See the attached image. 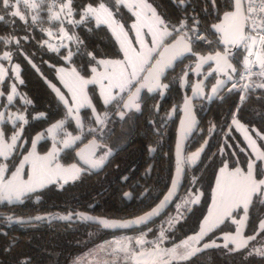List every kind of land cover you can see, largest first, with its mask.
<instances>
[{
	"label": "trees",
	"instance_id": "16d2710c",
	"mask_svg": "<svg viewBox=\"0 0 264 264\" xmlns=\"http://www.w3.org/2000/svg\"><path fill=\"white\" fill-rule=\"evenodd\" d=\"M61 1H38L37 14L33 13L30 7L25 6L26 8L23 9L25 19L21 20L11 14L16 7L13 0H10V4L13 5L10 8H5L0 0V16H4V19L0 20V49L9 53L18 68L20 76L18 89L24 101L20 105L15 104L18 106L17 111L22 113L25 119L20 136L24 144L28 143L33 133L44 131L45 126L63 116V108L48 89L45 80L52 78L54 66L63 63L61 57L66 49L60 48L57 52H53L44 47L43 30L47 26L49 30L62 26L68 32L71 53L68 64L81 76L89 74L90 68L96 64L97 59H113L120 55L107 29L103 25L95 24L90 17H84L76 23L50 18L46 3L50 2L54 9L55 4L60 5ZM145 1L154 8L158 19L165 21L167 31L172 34L163 42L170 40L179 31L189 34L186 20L174 14L165 0ZM100 3L107 5L115 18L127 27L131 15L115 0H71L72 18L78 19L86 5L94 6ZM16 10L18 11L19 8L16 7ZM33 17L36 19L33 20ZM182 23L183 27H181ZM198 32L208 34L207 27H200ZM193 45L201 44L192 42L191 46ZM257 50L262 53L264 60V45L260 43ZM237 56L235 67L239 72L244 56L242 48ZM263 83L264 80L259 76H252L243 86L231 87L221 92L209 106L208 114L215 126L214 134L208 137L200 160L183 175L178 195L160 217L146 226L116 232L102 231L96 226L84 223L69 225L61 222L49 224L36 222L27 227L7 225L2 219V216L9 214L13 217H31L53 211L64 212L73 208H77L80 212L88 211L94 216L112 219L129 218L140 213L144 208L139 211H124L121 206L122 178L129 176L124 171L131 166V156L125 154L110 161L100 173L91 174L83 171L72 181L47 185L25 195L17 203H0V264H81L83 256L92 257L90 253L98 247L106 249L108 241L120 234H140L143 245L139 251L148 252L152 244L153 247L158 245L160 248L169 247L194 233L206 210L216 170L225 162L229 167L244 169L250 158L242 138L229 125V120L233 118L254 137L258 133L255 141L264 154V88L259 86ZM88 94L99 114L105 113V118L101 129L94 128L92 120L86 116V110H82L84 138L92 132L105 135L110 128H116L115 132H117L119 130L117 121L112 117L116 101L112 100L107 106H102L91 86L88 87ZM67 122L69 123V120H65V125L69 127ZM91 126L92 131H89L87 127ZM259 135H262L263 139ZM114 138L117 139L116 135ZM46 141V139L41 140L38 144L39 149L46 148ZM73 149L74 147L64 148L59 153V162L62 164L74 162ZM254 171L260 172L258 162L254 164ZM159 176L157 181L160 187H155L160 189L156 198L162 194L168 180L167 175L161 173ZM189 192L199 193L198 203L189 206L187 203H182L178 206ZM88 207L90 208L87 209ZM263 218L264 198L254 194L245 210L242 236L246 238L254 236L255 239H248L242 249L235 250L229 245L224 247L220 242L219 233L232 230V224L224 220L205 237L206 240L213 241L214 246L202 248L200 252L194 253L186 260H168L167 264H264V256L256 254L257 249L264 252V230L259 228ZM108 254L102 252L93 256L94 259L108 264L106 261ZM114 258L112 264L125 263L118 255ZM94 259L84 261L82 264H95ZM161 262L158 261V264Z\"/></svg>",
	"mask_w": 264,
	"mask_h": 264
},
{
	"label": "rangeland",
	"instance_id": "374dc122",
	"mask_svg": "<svg viewBox=\"0 0 264 264\" xmlns=\"http://www.w3.org/2000/svg\"><path fill=\"white\" fill-rule=\"evenodd\" d=\"M38 1L40 0H32V2H35L37 6ZM115 1L118 2V0ZM65 3H68V0H62L61 3H59V8L61 9V12H59L58 10L55 11V9H53V5L50 4V2H47V11L49 12L50 18H52L53 15H58L61 21H65L66 23H76L78 20L84 17H90L95 24L103 25L107 29L113 41L115 42L120 55L118 58L113 59H97L96 64L90 68L89 74L87 76H81L74 70L73 67L68 64V58L71 54L68 45V32L62 26H58L55 30H49V27L47 26L43 30L45 37L42 40V44L44 47H46L47 50L53 52H57L60 48L66 49L65 54L61 57L63 63L54 66L52 70V78L45 80V82L48 81L49 84H53L56 91H58L64 97L65 103H61L63 108V116L55 119L53 122L45 126L44 131L33 133L30 136L28 143L24 144L23 140L20 139V136L22 132V125L25 122V119L22 113L17 111L18 106L15 104L17 103L20 105L24 101V98L18 89V84L20 83L18 68L16 67L15 62L11 60L10 55V58H4V53L7 51L0 49V134H2V136H0V150L4 152V154H0V203H17L25 195L33 193L47 185L69 182L77 177V174L81 171V167L78 164L76 165L75 161L62 164L59 162L58 156L64 148L75 147L76 141L78 142L76 137L80 136L78 134L80 128L82 131H85L82 121L83 116L81 115L82 110H86V116H89V118L92 120L94 128L96 127L101 129L103 127L102 124L103 119L105 118V113L99 114V111H97L94 107L88 94V87H93L95 93L96 89L94 85H96L98 88H104L113 91L114 89L112 85L123 83V78L120 77V73L126 68L127 65L125 53L127 52L129 57H134L135 53L138 52L146 53L149 49L156 47L158 44L157 38L160 32L164 30V26L158 24L157 15H153V13H155L154 8L145 0H119L118 3H120L126 10H129L128 12L131 15V20L128 22L127 27H124V25L115 18L113 12L107 5L104 6L109 12L112 13V16L111 20H108V22L105 23L98 22L97 16L95 14L86 13L85 10L89 7V5H86L81 10L78 19H73L72 14H68L67 8L62 10V5ZM13 4L19 8L18 11L21 13V15L25 16L23 9L26 7L23 0H20L19 3L17 0H13ZM100 4L94 5L92 7L99 9ZM145 5H148L149 7H146ZM16 7H14L13 11H17ZM36 8H31L35 14H37ZM101 19L107 20L108 18L102 13ZM112 21H115V23H112ZM121 28L123 29L122 32ZM49 33L51 34L49 35ZM247 36L251 35L247 34ZM5 44L7 45L8 41ZM249 48H251V54H249ZM242 50L244 52V56L242 57L241 65H248L250 62H252L253 66L259 68L260 72L264 70L260 66L261 61L263 60V55L255 48V45L252 44L251 40L243 42ZM152 53H154V51ZM152 53L151 56L153 55ZM153 56L150 57L147 63L153 58ZM113 61H120L121 63L119 65L106 63ZM145 65L146 64H144L143 69L145 68ZM55 67L61 68L60 73L59 71H56V74L54 73ZM93 69H95V71H93ZM131 71V68H127V72L129 74ZM53 74H55V80L53 79ZM71 74L72 76L76 77L73 78ZM106 74L112 77L111 84L109 79L104 78ZM139 76L140 74L135 78V80H137ZM259 77L264 80V76L259 75ZM135 80L131 81V83L128 84V86L123 91L114 94L112 100L113 102L116 101V104L114 105L115 109L117 108L119 100L124 94L127 93L128 89ZM84 81L92 82L84 83ZM4 87L6 88L4 89ZM82 88L85 92L84 96L88 97L89 99V108H85V104L78 98ZM62 90L67 91L70 97H72L71 90L73 94H77L76 109L72 110V108H70L72 105L67 102V98L65 97V94ZM9 96L12 97L11 100L8 99ZM101 98L104 102L107 99L102 94ZM75 102L76 100H72V104ZM64 119L69 120V123L67 122L69 127L65 125ZM73 120H77L76 126H74L75 123ZM229 122V125L242 138V142L245 145L246 151L250 158L246 162L244 169L239 167H229L225 162L216 170L214 181L209 193V200L206 210L198 224L197 230L194 233L186 236L179 243L169 247L160 248L159 245L153 247L152 244L148 252L139 251V249H142L143 245V243H137L138 240H142V236L140 234H120L112 237L108 243L106 242L108 245L106 249L100 247L96 248L95 251L90 253L92 257L83 256L81 258L82 262L80 263L82 264L84 261H90L91 259L95 258L93 254H101L102 252L103 254H106L107 252L109 253L108 259H105L108 264L114 263V257L117 255L120 257L121 261H125L124 264H158V261L161 262L162 260H176L179 258H173V256L169 253V250L176 249L178 257L179 255H183L192 251L193 248L202 249L205 248L204 245H213L214 242L206 240L205 237L224 220H228L232 224V230L219 233V238L222 245L227 243V245L236 249L237 244H244L245 241L248 242V238L242 236L246 209L240 195L236 194L232 199L222 200L219 195L217 182L218 179L222 178L223 175H226V173H234L236 169H240L242 172L247 173L250 164H252L253 179L256 181H264V159L259 158L261 157L262 152L255 141V137L258 138V133L254 137L248 130H246V128L238 124L233 118L230 119ZM55 125L60 126L54 127ZM87 129L92 131V126L87 127ZM13 136L16 137L15 141L12 140ZM259 136L263 139L262 135ZM43 139L47 140L46 148L39 149L38 144ZM66 141L68 142L67 147L65 146ZM4 145H10L11 147L3 148ZM26 157L27 160L25 159ZM37 158L40 159L37 160ZM49 161H51V163H49ZM256 162H258L260 165V172L254 171V164ZM40 165L43 166L42 171L38 170V166ZM73 166H75V169H73ZM222 169H226V173L222 174ZM76 170H79L78 173ZM9 181H12L14 185H17L20 188L27 186L32 188V190H24L22 194L19 195V199H16L14 196L9 198V189L6 187ZM262 188H264V186H262ZM258 195L264 198V193H260ZM199 196L200 195L198 192H189L186 196H184L182 202H180L178 206L182 203H187L188 206L197 204ZM261 222H264V218L260 221L259 228H261ZM229 237L231 239H226ZM185 242H187L186 245ZM242 248L243 247L239 249ZM259 250L262 251L261 249ZM139 253H144L145 255L140 256L138 255ZM94 261L95 264H105L98 259H94Z\"/></svg>",
	"mask_w": 264,
	"mask_h": 264
},
{
	"label": "flooded vegetation",
	"instance_id": "af4514ba",
	"mask_svg": "<svg viewBox=\"0 0 264 264\" xmlns=\"http://www.w3.org/2000/svg\"><path fill=\"white\" fill-rule=\"evenodd\" d=\"M165 1L166 4L172 8L174 14L181 17V19L186 20L189 34L185 33V31H179V33L176 34H182L185 39L189 41L192 52H190L189 55L182 57L181 60L175 62L172 68L165 72L164 76L160 79V84L167 85V87H160L156 89L154 93L142 91L137 102L140 105L139 110L136 108H130L127 112L120 114L118 112L120 101L130 91L139 77L133 82L127 93L119 100L117 108L112 113V117L117 121L116 125L120 131L118 130L115 132L116 128H110L105 135H102V133L94 134L92 132L84 138L83 131L80 128L78 133L80 136L73 149V151L76 150L89 139H94L98 143L95 147L93 159L99 161L103 158L104 165L100 169H98V166H91L92 170L95 172L88 171L81 167V172L84 171L91 174L102 172L108 163L115 160L117 157H122V155L124 156L125 154L131 156V160L129 159L131 164L130 169L124 171V173L129 176H124L122 178L123 190L120 193V198L122 200L121 206L125 209L124 211H139L144 208V210L140 212L142 213L156 203L162 195L161 194L156 198L160 189L156 188L160 187L158 186L159 182L157 181V176H161V173L168 176L163 192L165 191L174 165L173 152L176 138V126L180 115V107L183 97H187L189 93L192 92L191 95L193 97L199 98L197 101L192 102V112L196 119L195 129L183 145L182 163L184 175L186 171L191 170L200 160L205 150L208 137L214 134L215 126L210 119L211 116L208 114L209 106L215 101L221 92L227 91L231 88L232 83L238 76V71L235 66L236 59L238 58L237 54L240 49L235 50L232 53L224 51V49L218 44L214 34L210 31V27L218 20L219 15L230 10L231 0ZM58 6L60 5L55 4V11H57ZM202 26L207 27L208 34L205 35L198 32L199 28ZM198 36L204 37V39H197L196 37ZM166 42H162L161 45ZM192 42H199L201 45L191 46ZM216 52L224 54V60L218 62L217 59H212L211 62L215 61V64L212 62L208 65L206 64L208 60L206 62L201 61V57L206 58ZM149 62L145 67H147ZM229 64L232 66L231 68L228 67ZM197 65L200 66L197 67ZM233 69L236 70L233 71ZM222 84H226L225 88L218 92L213 100L210 101V98L207 99L209 87L211 85L218 87ZM212 89L214 88L211 87L210 92L212 91L211 93L213 95V92L215 91ZM115 135L117 139L114 138ZM204 141L205 147L199 158L196 160L194 158L191 159L190 162L193 166L192 168H188V155L198 149ZM150 148L154 149V151H149ZM126 193L129 195L126 196ZM74 212H77V208L69 209L64 212L53 211L48 212L47 214L55 215ZM86 213H88V211H86ZM63 223L72 225L77 222Z\"/></svg>",
	"mask_w": 264,
	"mask_h": 264
},
{
	"label": "snow or ice",
	"instance_id": "6c2138e0",
	"mask_svg": "<svg viewBox=\"0 0 264 264\" xmlns=\"http://www.w3.org/2000/svg\"><path fill=\"white\" fill-rule=\"evenodd\" d=\"M17 2L19 3L20 0H17ZM24 4L26 7H30V8H36L37 5L35 2H32V0H23ZM119 2V0H118ZM70 3L71 0H69L68 3H65L62 5V10L64 8L68 9V14H71V7H70ZM244 3H247V12L248 15H245L244 12ZM2 4L5 8H10L13 5L10 4V0H2ZM146 7H149L148 5H145ZM87 14H95L97 16V20L98 22H108V20H111V16L112 13L108 11L107 8H105L104 4L101 3L99 5V9L97 8H93L92 6H89L86 10ZM105 14L107 16V20H102L101 19V14ZM12 16L15 17H19L21 20L25 19L24 16L21 15V13L19 11H14L11 13ZM153 15H155V13H153ZM4 16H0V20H3ZM36 17H33V20H35ZM52 19H59L58 15H53ZM251 23V31L253 33H255V35H251V36H245L244 33V25L245 22H249ZM112 23H115V21H112ZM158 24L160 25H164V30L162 32H160L158 38H157V43L163 41L166 37L171 36L172 34L170 32L167 31V26L165 25V21L163 20H159L158 19ZM228 25V27H225V25ZM135 27V25H134ZM181 27H183V23L181 24ZM215 28V30L217 32H220L224 35L225 37V42H229V40L227 39V37H229L230 35L232 36H238L239 40H251L252 44L255 45L257 38L259 39L260 43L262 45H264V0H236V7L235 10L232 12H226L224 14V19L223 21H221V23L216 24L213 26ZM123 31V29L121 28V32ZM51 33H49L50 35ZM197 39H204V37H196ZM182 45V48H179L175 51V53L167 60L164 59L163 54H161V59L157 61V63L155 65L152 66V70L150 72V75L152 76V79L154 80V86L152 87H148L147 84H141L140 87H148V91H154L156 88H160V87H167V85H161L159 83V77L161 74H163L164 69L166 67L171 66V61L174 59H177L180 56H183L185 52H192L191 47L189 46V43L185 42L183 40V38H181L180 41H177L176 44H173L172 47L176 48V45ZM155 51V47H153L152 49H149L146 53L145 52H138L135 53L134 57H129L127 55V52L125 53V57L127 60V65L126 68L120 73V77L123 78V83H117L112 85L113 87H119L122 91L127 87L128 84L131 83L132 80H134L136 78V76L138 75L139 71H143V64L147 63V59L151 56V53ZM165 51H168L167 48H165ZM249 54H251V48L248 49ZM195 54V53H193ZM4 58H10L9 54L7 52L4 53ZM202 62H206L207 60H212V59H217V61L219 62L220 60H223L224 57H221V54L219 52L216 53L215 57L213 56H208V57H201L200 58ZM106 63H112L115 65H119L121 62L120 61H113V62H106ZM226 63V60H225ZM200 65H197V67H199ZM261 68L264 69V60L261 61L260 64ZM229 68H231L232 66L229 64L228 65ZM127 68H131L132 71L129 74L127 72ZM236 69H233V71H235ZM246 71H251L250 68L245 69ZM93 71H95V69H93ZM260 75L264 76V70H262L260 73ZM130 77V78H129ZM105 79H109L110 84H111V80L112 77L109 75H105L104 76ZM147 77H145V80L147 81ZM92 81H84V83H91ZM260 87H264V84L259 85ZM248 87V86H245ZM213 91H215V88L213 89ZM139 92H140V88L136 89V92L132 93L131 96H129L128 100L124 103V108L126 109H130V108H136L137 110H139L140 105L139 103H137V99L139 96ZM9 100L12 99L11 96L8 97ZM113 99V97L109 96L106 100L105 103H109L111 100ZM241 99L243 100L244 97L242 96ZM60 125H55L54 127H59ZM0 136H2V134H0ZM16 137L13 136L12 140L15 141ZM76 139H79V137H76ZM65 146H68V142H65ZM7 147H11L10 145H4L3 148H7ZM35 147V145H34ZM149 151H154V149H149ZM0 154H4V152L2 150H0ZM51 155V154H50ZM261 159H264V154L261 155V157H259ZM27 160V157L25 158ZM40 158H37V160H39ZM49 163H51V161H49ZM93 167H97L100 164L103 163V158L99 161H95V162H91ZM73 169H75V166H73ZM38 170L42 171L43 170V166L40 165L38 166ZM58 170H59V166H58ZM19 171V170H18ZM67 171V170H65ZM79 170H76V172L78 173ZM222 174L226 173V169H222ZM75 178V177H73ZM218 189H219V195L221 197L222 200H229L232 199L236 194H239L242 202L244 203L245 209H247V206L249 204V202L252 200L253 195L254 194H260V193H264V188H262V186H264V181H256L253 179L252 177V164L249 165V169L247 171V173L242 172L240 169H236V171L234 173H226V175H223L222 178L218 179ZM173 184H175V181H173ZM42 186V185H41ZM9 189V198H12L13 196L16 199H19V195L22 194V192L24 190L27 191H31L32 188L24 186L23 188H20L17 185H14L12 181H9L8 185L6 186ZM126 196L129 194H125ZM169 197L166 196L165 200H167ZM161 206H163V202H161ZM158 212V208L154 209L152 212L148 213L147 215L138 218L135 221H131L129 223H143L146 220H148L152 215L157 214ZM59 219H70L71 216H63V217H58ZM82 219L85 220H90L92 219L91 217H86L81 215ZM11 219V218H9ZM36 219H42V217H36ZM101 224H103L105 227H112L115 226L113 224H109L107 221H100ZM123 227H127L128 224L125 223L123 225H121ZM261 229L264 230V222H261ZM239 232V229H238ZM190 239H195V238H190ZM226 239H231L226 238ZM248 239H255V237H249ZM137 243H143L142 240H138ZM247 241H245L244 244H237L236 245V249L238 250L241 247L246 246ZM187 244V242H185V245ZM214 245H204L205 248L211 247ZM224 247H227V243L224 245ZM201 249L198 248H193L192 251L187 252L186 254L183 255H179L177 257V253H176V249H171L169 250V253L173 256V258H179V259H188L190 258L192 255H194V253L196 252H200ZM166 253V254H169ZM256 254L257 255H261L264 256V252L260 251L259 249L256 250ZM138 255L143 256L145 255L144 253H139ZM161 264H167V261H162Z\"/></svg>",
	"mask_w": 264,
	"mask_h": 264
},
{
	"label": "water",
	"instance_id": "95a60500",
	"mask_svg": "<svg viewBox=\"0 0 264 264\" xmlns=\"http://www.w3.org/2000/svg\"><path fill=\"white\" fill-rule=\"evenodd\" d=\"M235 7H236V0H231L230 10H228L226 12L234 11ZM57 10L59 12H61V9L59 8V6L57 7ZM226 12H223L219 15L218 20L210 27V31L214 34L216 40L218 41V44L224 49V51H227L228 53H232L235 50L242 48L244 40H239L238 36L230 35L229 37H227L229 42L226 43L224 35L220 32H217L215 30V28L213 27L214 25L219 24V23H221V21H223L224 14ZM225 27H228V25L226 24ZM243 34L245 36H247L245 25H244V33ZM181 38H183V40L185 42L189 43V41H187L182 34H176L168 42L163 43L161 46H159V48L157 49V51L154 54V57L150 60L147 67H145L144 70L142 71L141 75L139 76V79L134 83V85L132 86L130 91L120 101L119 106H118V112L120 114L123 112L125 113L128 110H130V109L124 108V103L128 100L129 96H131L132 93L136 92L137 88H140V92H139L137 102L139 100V97H140L142 91H145L147 93H154L155 90L158 89V88H156L154 91H151V92L148 91V87L154 86V83H155L154 80L152 79V76L150 75V72L152 70V66L155 65L157 63V61L161 59V54H163L164 59L167 60L175 53V51L177 49L182 48V45H179V44L176 45V48L172 47V45L176 44L177 41H180ZM189 46H190V43H189ZM165 48H167L168 51H165ZM189 53L190 52H185L183 56H180L177 59L172 60L171 66L166 67L164 69L163 74L160 75L159 83H160V79L164 76L165 72L170 70L175 62L181 60L182 57L189 55ZM216 53H212L211 56L212 55L215 56ZM220 54H221V57L225 58L224 54H222V53H220ZM212 62H214V64H215V61H212ZM212 62H211V60H208L206 62V64L208 65V64H211ZM212 66H213V64H212ZM145 77L148 78L147 81L145 80ZM141 84H147L148 87H140ZM212 85L209 87L208 94H207V99L210 98V101L213 100L214 97L217 95V93L222 91L226 86V84H222L218 87H214ZM211 87L215 88V92H213V95L211 93L212 91L210 92ZM191 94H192V92H190L187 97H183L182 104L180 107V115H179V118L177 121V126H176L177 127L176 138H175L174 152H173L174 165H173V170H172L168 185H167L165 191L160 196V198L156 201V203H154L146 211H144L138 215H135L133 217L124 218V219L105 218L102 216L90 215L86 212H80V211H77L74 213L55 214V215L41 214V215H36V216H31V217H17V216L13 217L9 214V215L2 216V219H4L6 221L7 225H25L26 227L29 226L30 224H33L36 222H39V223L45 222L46 224L50 223V222H55V221L61 222V223H63V222H70V223L77 222V223H84V224L96 226L100 230L106 231V232L133 230V229L148 225L149 223H151L153 221V219L159 217L165 210H167L171 201L178 194V191H179V188L181 185V179H182L183 171H184L183 163H182L183 145H184L186 139H188L189 135L195 129L196 119L194 118L193 112H192V102L197 101L199 99V98L193 97ZM159 98H160V93H159ZM207 102H208V100H207ZM205 141H206V139H205ZM205 141L201 144V146L198 149H196L195 151H193L192 153H190L188 155L189 156L188 168H192V166H193V164L190 162L191 159L194 158L196 160L199 158L203 148L205 147ZM97 145H98V143L94 139H89L85 143L80 145L72 153L75 163L78 164L83 169H86V170L91 171V172H95L91 168V166H92L91 162H95V160L93 159V154L95 151V147ZM103 165H104V162L98 166V169H100ZM173 181H175V184H173ZM166 196L169 197L167 200H165ZM161 202H163V206H161ZM157 208H158L157 214L152 215L145 222H143V223H129L131 221H135L138 218L147 215L148 213L152 212L154 209H157ZM69 215L71 216L70 219H59L58 218V217L69 216ZM81 215L86 216V217H91L92 219H90V220L82 219ZM36 217H42V219H36ZM9 218H11V219H9ZM101 220L107 221L109 224H113L115 226L105 227L103 224L100 223ZM125 223L128 224L127 227L121 226Z\"/></svg>",
	"mask_w": 264,
	"mask_h": 264
},
{
	"label": "crops",
	"instance_id": "0c3cea01",
	"mask_svg": "<svg viewBox=\"0 0 264 264\" xmlns=\"http://www.w3.org/2000/svg\"><path fill=\"white\" fill-rule=\"evenodd\" d=\"M127 11H129V10H127ZM161 27V26H160ZM164 41V40H163ZM163 41H161V42H159L157 45H156V47H155V51H154V53H152L153 55L155 54V52L157 51V49L159 48V46L161 45V43L163 42ZM152 55V56H153ZM152 56H150V57H152ZM150 57L147 59V61L150 59ZM144 64H147V63H144ZM144 64H143V66H144ZM146 66V65H145ZM56 71H59V73H60V71H61V68H56L55 67V74H56ZM140 72L141 71H139L138 72V75L140 74ZM55 74H53V79L55 80V77H54V75ZM137 75V76H138ZM71 76H72V74H71ZM136 76V77H137ZM73 78L74 77H76V76H72ZM130 78V77H129ZM135 80V79H134ZM133 81V80H132ZM46 83V85H47V87H48V89L50 90V91H53V92H51V93H53L54 94V97L60 102V104L61 103H65V101H64V97L58 92V91H56V89H55V86L53 85V84H49V82L48 81H46L45 82ZM93 84V83H92ZM94 85V84H93ZM128 86V85H127ZM94 87H95V89H96V95H97V97H98V101L100 102V104L102 105V106H105V105H107L108 103H105L103 100H102V98H101V94L103 95V96H105L106 98H108L109 96H111V97H113L114 96V94L115 93H117V92H120V91H122L119 87H113V91H111V90H108V89H104V88H98V87H96V85H94ZM118 90V91H117ZM63 91V93L65 94V97L67 98V102L70 104V105H72V107H70V108H72V110H74V109H76V107H77V94L75 95V94H73L72 93V90H71V94H72V97H70L69 96V94L67 93V91H65V90H62ZM84 89L82 88V90H81V93L79 94V99L85 104V108H89V99H88V97H85L84 96ZM86 95V94H85ZM87 96V95H86ZM72 100H76V102L75 103H73L72 104ZM111 102V101H110ZM105 103V104H104ZM84 107H81V108H84ZM81 108H79V109H81ZM74 121V126H76V121L77 120H73ZM81 172V171H80ZM79 172V173H80ZM78 173V174H79ZM78 174H77V176H78Z\"/></svg>",
	"mask_w": 264,
	"mask_h": 264
},
{
	"label": "built area",
	"instance_id": "2783aa9c",
	"mask_svg": "<svg viewBox=\"0 0 264 264\" xmlns=\"http://www.w3.org/2000/svg\"><path fill=\"white\" fill-rule=\"evenodd\" d=\"M244 12L245 15H248L247 12V3H244ZM245 26H246V33L250 34V35H255V33H253L251 31V23L249 22H245ZM260 44L259 39L257 38L256 44H255V48L258 49V46ZM250 68L251 71H246L245 69ZM260 70L259 68L253 66V63L250 62L248 65H241V68L238 72V76L236 78V80L232 83L231 87H235V86H243L244 83H246L250 77L252 76H259L260 74Z\"/></svg>",
	"mask_w": 264,
	"mask_h": 264
}]
</instances>
